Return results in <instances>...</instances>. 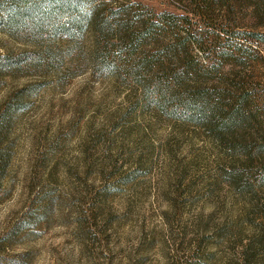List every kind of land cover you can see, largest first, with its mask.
<instances>
[{
	"label": "rangeland",
	"instance_id": "obj_1",
	"mask_svg": "<svg viewBox=\"0 0 264 264\" xmlns=\"http://www.w3.org/2000/svg\"><path fill=\"white\" fill-rule=\"evenodd\" d=\"M18 1L0 0V56L11 60L0 67V264H264L260 168L227 178L237 158L202 127L95 72L90 34L74 42L50 22L7 26ZM115 1L132 0H98ZM224 3L212 0L211 21L264 26L262 0ZM252 44L245 72L264 100V45Z\"/></svg>",
	"mask_w": 264,
	"mask_h": 264
},
{
	"label": "trees",
	"instance_id": "obj_2",
	"mask_svg": "<svg viewBox=\"0 0 264 264\" xmlns=\"http://www.w3.org/2000/svg\"><path fill=\"white\" fill-rule=\"evenodd\" d=\"M18 2L17 11L7 15V26L34 29L50 22L54 32L74 42L90 34L87 61L96 73L116 74L133 85L164 118L202 127L237 158L227 167V178L249 181L248 173L258 167L264 182V100L246 73L252 42L264 45V26L249 33L213 22L212 0H181L191 8L189 16L156 13L133 0ZM224 4L232 6L234 0ZM261 6L259 16H264V0L255 12ZM9 59L0 56V67Z\"/></svg>",
	"mask_w": 264,
	"mask_h": 264
}]
</instances>
